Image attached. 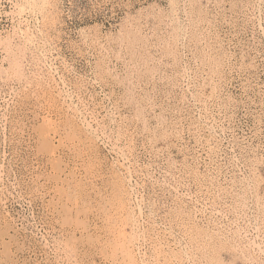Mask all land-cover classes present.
I'll list each match as a JSON object with an SVG mask.
<instances>
[{"label":"rangeland","instance_id":"obj_1","mask_svg":"<svg viewBox=\"0 0 264 264\" xmlns=\"http://www.w3.org/2000/svg\"><path fill=\"white\" fill-rule=\"evenodd\" d=\"M263 195L264 0H0L1 264H264Z\"/></svg>","mask_w":264,"mask_h":264},{"label":"bare ground","instance_id":"obj_2","mask_svg":"<svg viewBox=\"0 0 264 264\" xmlns=\"http://www.w3.org/2000/svg\"><path fill=\"white\" fill-rule=\"evenodd\" d=\"M190 2H191V1H190ZM196 4H197V3H196ZM194 6H195V5H194ZM197 6H198V5H197ZM190 7H191V6H190ZM194 9H195V8H194ZM198 10H199V9H198ZM200 10H201V9H200ZM193 14H194V13H193ZM186 16H187V15H186ZM200 16H202V15H200ZM197 17H198V16H197ZM170 18H171V17H170ZM195 18H196V17H194V19H195ZM198 18H200V17H198ZM202 20H203V18H202ZM173 21H174V20H173ZM191 21H192V20H191ZM197 21H200V24H201V18H200V20H197ZM197 23H199V22H197ZM203 23H204V22H203ZM169 24H170V23H169ZM178 25H179V24H178ZM201 26H202V25H201ZM176 27H177V26H176ZM189 27H190V26H189ZM193 27H194V26H193ZM195 27H196V26H195ZM198 27H199V26H198ZM179 29H180V28H179ZM195 29H197V28H195ZM201 29H202V28H201ZM197 30H198V29H197ZM176 31H178V29H177ZM176 31H175V32H176ZM192 31H193V29H192ZM198 31H199V30H198ZM198 31H197V32H198ZM206 31H207V30H206ZM188 32H189V31H188ZM185 33H186V32H185ZM193 33H194V35L196 34L195 32H193ZM177 34H178V33H177ZM196 35H197V34H196ZM196 35H195V36H196ZM199 35L201 36V34H199ZM28 36H29V35H28ZM176 36H177V35H176ZM205 36H206V35H205ZM128 37H129V36H128ZM178 37H179V36H178ZM197 37H198V36H197ZM197 37H195V39H196ZM201 37H203V36H201ZM31 38H32V36H31ZM176 38H177V37H176ZM176 38H175V39H176ZM33 39H34V38H33ZM39 39H40V38H39ZM197 39H198V38H197ZM197 39H196V40H197ZM200 39H201V38H199L198 40H200ZM213 39H214V38H213ZM126 40L128 41V38H127ZM176 40H178V39H176ZM129 41H130V40H129ZM131 41H132V40H131ZM136 41H137V40H136ZM205 41H206V40H205ZM208 41H209V39H208ZM214 41H215V44H218V43H216L218 40H217V41L214 40ZM198 42H200V41H198ZM26 43H27V42H26ZM26 43H25V44H26ZM121 43H122V42H121ZM132 43H135V42H132ZM177 43H178V42H177ZM195 43H197V42H195ZM195 43H194V44H195ZM206 43H207V42H206ZM206 43H205V44H206ZM213 43H214V42H213ZM28 44H29V43H28ZM135 44H136V43H135ZM135 44L132 45V46L136 47ZM198 44H199V43H198ZM207 44H208V43H207ZM207 44H206V45H207ZM122 45H123V44H122ZM203 45H204V44H203ZM219 45H220V44H219ZM33 46H34V45H33ZM37 46H38V44H37ZM126 46H127V45H126ZM195 46H196V45H195ZM209 46H210V45H209ZM211 46H212V44H211ZM211 46H210V47H211ZM220 46H221V45H220ZM220 46H219V47H220ZM128 47H129V46H128ZM134 47H132V48H134ZM196 47H197V46H196ZM203 47H205V45H204ZM212 47H213V46H212ZM219 47H217V48H219ZM221 47H222V46H221ZM132 48H130V49H132ZM177 48H178V46H177ZM194 48H195V47H194ZM197 48H198V47H197ZM217 48H216V49H217ZM104 49H105V48H104ZM169 49H170V48H169ZM201 49H202V47H201ZM212 49H213V48H212ZM212 49H210V50H212ZM214 49H215V48H214ZM125 50H126V49H125ZM132 50H133V49H132ZM132 50H131V51H132ZM134 50H135V48H134ZM170 50H171V49H170ZM203 50H206V49H203ZM129 51H130V50H129ZM138 51H139V50H138ZM140 51H141V50H140ZM216 51H217V50H216ZM132 52H133V51H132ZM171 52H172V51H171ZM173 52H174V51H173ZM199 52H200V51H199ZM199 52H198V54H199ZM206 52H207V51H206ZM206 52H205V53H206ZM210 52H211V51H210ZM221 52H222V49H221ZM106 53H107V52H106ZM143 53H144V52H143ZM146 53H147V51H146ZM207 53H208V52H207ZM214 53H215V52H214ZM217 53H218V52H217ZM45 54H46V53H45ZM137 54H138V52H137ZM147 54H148V53H147ZM135 55H136V53H135ZM135 55H133V56H135ZM142 55H143V54H142ZM195 55H196V54H195ZM212 55H214V54H212ZM225 55H226V54H225ZM42 56H43V55H42ZM129 56H130V55H129ZM131 56H132V55H131ZM175 56H176V55H175ZM197 56H198V55H197ZM204 56H205V54H204ZM218 56L220 57V55H218ZM222 56H223V55H222ZM11 57H12V56H11ZM199 57H202V56H199ZM207 57H208V56H207ZM216 57H217V56H216ZM150 58H151V57H150ZM195 58H196V57H195ZM205 58H206V57H205ZM208 58H209V57H208ZM211 58H212V56H211ZM30 59H31V57H30ZM132 59H133V57H132ZM134 59H135V58H134ZM134 59H133V60H134ZM145 59H147V57H145ZM203 59H204V57H203ZM223 59H224V58H223ZM26 60H27V59H26ZM105 60H106V59H105ZM125 60H126V59H125ZM205 60H207V58H206ZM208 60H209V59H208ZM39 61H40V60H39ZM142 61H143V60H142ZM202 61H203V60H201V59L199 60V62H202ZM223 61H224V60H223ZM223 61H222V62H223ZM43 62H44V61H43ZM43 62H40V63L43 64ZM129 62H130V60H129ZM133 62H134V61H133ZM135 62H136V61H135ZM135 62H134V63H135ZM144 62H145V61H144ZM211 62H212V61H211ZM213 62H214V61H213ZM224 62H225V61H224ZM14 63H15V61H14ZM125 63H126V62H125ZM127 63H128V62H127ZM141 63H142V62H141ZM207 63H208V62H207ZM220 63H221V61H220ZM137 64H138V63H137ZM143 64H144V63H143ZM17 65L20 66L18 63H17ZM133 65H134V64H133ZM202 65H203V64H202ZM223 65H224V64H223ZM128 66H129V65H128ZM134 66H135V65H134ZM210 66L212 67L211 63H210ZM210 66L208 65L209 69H210ZM24 67H25V65H24ZM105 67H106V66H105ZM202 67H203V66H202ZM202 67H201V68H202ZM217 67H218V66H217ZM217 67H216V68H217ZM220 67H221V66H220ZM109 68H110V67H109ZM109 68H108V69H109ZM214 68H215V67H214ZM106 69H107V68H106ZM108 69H107V70H108ZM129 69H130V68H129ZM187 69H188V68H187ZM204 69H205V68H204ZM209 69H208V70H209ZM212 69H213V68H212ZM218 69H219V68H218ZM218 69H217L216 71H218ZM111 70H112V69H111ZM206 70H207V69H206ZM208 70H207V71H208ZM210 70H211V69H210ZM214 70H215V69H214ZM220 70H221V69H220ZM212 71H213V70H212ZM220 72H221V71H220ZM185 74H186V73H185ZM206 74H207V73H206ZM213 74H214V73H213ZM218 74H219V72H218ZM218 74H217V75H218ZM111 75H112V74H111ZM215 75H216V74H215ZM217 75H216V76H217ZM112 76H113V75H112ZM207 77H208V74H207ZM211 77H212V75H211ZM219 77H220V76H219ZM219 77H218V78H219ZM185 78H186V77H185ZM208 78H210V77H208ZM208 78H207V80H208ZM216 78H217V77H216ZM188 79H189V78H188ZM219 79H220V78H219ZM207 80H206L205 82H207ZM210 80L212 81V80H213V77H212ZM214 80H215V79H214ZM211 81H210V82H211ZM216 81H217V80H216ZM190 82H191V81H190ZM126 83H127V82H126ZM215 83H216V82H215ZM215 83H214V85H216ZM128 84H129V83H128ZM203 84H205V83H203ZM209 84H211V83H209ZM218 84H219V83H218ZM47 85H48V84H47ZM126 85H127V84H126ZM211 85H212V84H211ZM128 86H129V85H128ZM50 87H51V86H50ZM126 87H127V86H126ZM187 87H188V86H187ZM200 87H201V86H200ZM217 87H218V86H216V88H217ZM203 88H204V87H203ZM213 88H214V86L212 87V89H213ZM129 89H130V88H129ZM187 89H188V88H187ZM127 90H128V89H127ZM213 91H214V89L212 90V92H213ZM216 91H217V90H216ZM130 94H131V93H130ZM211 95H214V94L211 93ZM206 96H207V95H206ZM200 97H201V96H200ZM212 97H213V96H212ZM201 98H202V97H201ZM204 99H206V98H204ZM203 101H204V100H203ZM203 101H202V102H203ZM135 103H136V102H135ZM203 103H205V102H203ZM151 104H152V103H151ZM194 104H195V103H194ZM152 106H153V105H152ZM205 106H206V105H205ZM206 107H208V106H206ZM151 108H152V107H151ZM77 109H78V108H77ZM147 109H148V108H147ZM79 110H80V109H79ZM138 110H139V109H138ZM205 110H206V108H205ZM141 112H143V111H141ZM76 113H77V112H76ZM206 113H207V112H206ZM147 114H148V113H147ZM149 114H150V113H149ZM80 115H81V114H80ZM138 115H139V112H138ZM199 116H200V115H199ZM135 117H136V116H135ZM141 117H142V115H141ZM206 117H207V116H206ZM85 118H86V117H85ZM137 118H138V117H137ZM77 119H78V118H77ZM147 119H148V117H147ZM149 119H150V118H149ZM149 119H148V120H149ZM160 119H161V118H160ZM78 120H80V119H78ZM83 120L85 121L86 119H83ZM139 120H140V119H138V121H139ZM143 120L145 121V119H143ZM162 120H163V118H162ZM81 121H82V120H81ZM140 121H141V120H140ZM140 121H139V122H140ZM160 121H161V120H160ZM160 121H158V122H160ZM206 121H207V119H206ZM76 122H77V120H76ZM139 122H138V123H139ZM196 122H197V121H196ZM208 122H209V121H208ZM77 123L79 124V122H77ZM145 123H149V122L146 121ZM155 123H156V122H155ZM161 123H162V122H161ZM206 123H207V122H206ZM206 123H205V124H206ZM80 124H81V123H80ZM82 124H83V123H82ZM86 124H87V123H85L84 126H85ZM89 124H90V123H89ZM89 124L86 125V128H88V126H90ZM141 124H144V123H141ZM65 125H66V124H65ZM73 125H74V124H73ZM145 125H148V124H145ZM76 126H77V125H76ZM79 126L82 127L81 125H78V127H79ZM84 126H83V127H84ZM148 126H149V125H148ZM156 126H158V125H156ZM195 126H196V125H195ZM206 126H207V124H206ZM206 126H205V129H207ZM161 127H162V126H161ZM196 127H197V126H196ZM199 127H200V126H199ZM202 127H203V126H202ZM208 127H209V126H208ZM90 128H91V126H90ZM90 128H89V129H90ZM142 128H145V127H142ZM157 128H158V127H157ZM157 128H156V129H157ZM197 128H198V127H197ZM197 128H196V129H197ZM203 128H204V127H203ZM203 128H202V129H203ZM80 129H81V128H80ZM91 129H92V128H91ZM91 129H90V130H91ZM145 129H146V128H145ZM147 129H148V128H147ZM150 129H151V128H150ZM196 129H195V130H196ZM200 129H201V128H200ZM205 129H204V130H205ZM81 130H82V129H81ZM81 130H80V131H81ZM152 130H153V129H152ZM198 130H199V129H198ZM207 130H209V129H207ZM84 131H86V130L84 129ZM84 131H81L80 133H82V132H84ZM91 131H92V130H91ZM91 131H88V132H91ZM153 131H154V130H153ZM158 131H159V128H158ZM164 131H165V129H164ZM200 131H201V130H200ZM214 131H215V130H214ZM75 132H77V131H75ZM208 132H209V131H208ZM48 133H49V132H48ZM55 133H56V132H55ZM77 133H78V132H77ZM197 133H199V131L196 132V134H197ZM49 134H50V133H49ZM86 134H87V133H86ZM118 134H120V133H118ZM152 134H153V133H152ZM176 134H177V133H176ZM178 134H179V132H178ZM212 134H213V133H212ZM51 135H52V134H51ZM55 135H56V134H55ZM79 135H80V134H79ZM164 135H165V134H164ZM118 136H119V135H118ZM121 136H122V135H121ZM151 136H152V135H151ZM153 136H154V135H153ZM174 136H175V135H174ZM202 136H203V134H202ZM54 137H55V136H54ZM82 137H83V136H82ZM195 137H196V136H195ZM118 138H119V137H118ZM118 138H117V139H118ZM153 138H154V137H153ZM201 138H202V137H201ZM154 139H155V138H154ZM218 139H219V138H218ZM52 140H53V139H52ZM149 140H150V139H149ZM202 140H203V139H202ZM204 140H205V139H204ZM129 141H130V140H129ZM150 142H151V141H150ZM116 143H117V142H116ZM207 144H208V143H207ZM117 145H118V144H117ZM117 145H116V146H117ZM117 147H118V146H117ZM212 148H213V147H212ZM118 149H119V147H118ZM131 149H132V148H131ZM131 149H130V150H131ZM154 149H155V148H154ZM119 150H120V149H119ZM123 150H125V149H123ZM132 150H133V149H132ZM80 151H81V150H80ZM123 152H124V151H123ZM124 153L126 154V152H124ZM124 153H123V154H124ZM130 153H131V152H130ZM125 154H124V155H125ZM209 154H210V153H209ZM127 155H128V154H127ZM125 157H126V155H125ZM127 157H128V156H127ZM129 158H130V157H129ZM123 159H124V158H123ZM127 160H128V159H127ZM123 161H124V160H123ZM123 161H121V162H123ZM125 161H126V160H125ZM129 162H130V161H129ZM119 163H120V162H119ZM123 164H124V163H123ZM127 164H128V163H127ZM132 164H133V163H132ZM120 165H121V163H120ZM128 166H129V165H127V167H128ZM169 166H170V165H169ZM186 166H187V165H186ZM232 166H233V165H232ZM114 167H115V166H114ZM238 167H239V166H238ZM252 167H253V166H252ZM115 168H116V167H115ZM117 168H118V167H117ZM122 168H123V167H122ZM122 168H120V169H122ZM249 168H250V167H249ZM131 169H132V168H131ZM144 169H145V168H144ZM128 170H129V169H128ZM114 171H115V170H114ZM65 172H66V171H65ZM90 172H91V171H90ZM116 172H117V171H116ZM129 172H131V171H129ZM121 173H122V172H121ZM132 173H133V172H132ZM124 174H125V173H124ZM129 174H130V173H129ZM173 174H174V173H173ZM255 174H256V173H255ZM92 175H93V174H92ZM92 175H91V176H92ZM122 175H123V174H122ZM122 175H120V176H122ZM234 175H235V174H234ZM237 175H238V174H237ZM253 175H254V174H253ZM123 176H124V175H123ZM172 176H173V175H172ZM125 177H126V176H125ZM254 177H255V176H254ZM66 178H67V176H66ZM129 178H132V176L129 177ZM129 178H128V179H129ZM198 178H200V177H198ZM91 179H92V178H91ZM113 179H114V178H113ZM117 179H118V177H117ZM126 179H127V178H126ZM128 179H127V180H128ZM200 179H201V178H200ZM235 179H236V178H235ZM251 179H252V178H251ZM227 180H228V179H227ZM227 180H226V181H227ZM83 181H84V180H83ZM118 181L120 182V180H118ZM128 181H129V180H128ZM201 181H202V180H201ZM206 181H207V180H206ZM213 181H215V180H213ZM223 181H224V180H223ZM249 181H250V180H249ZM253 181H254V180H253ZM84 182H85V181H84ZM92 182H93V180H92ZM119 182H118V183H119ZM123 182H124V181H123ZM130 182H131V181H130ZM143 182H144V181H143ZM251 182H252V180H251ZM75 183H76V182H75ZM121 183H122V181H121ZM126 183H127V182H126ZM228 183H229V182H228ZM231 183H232V182H231ZM245 183H246V182H245ZM57 184H58V183H57ZM199 184H200V183H199ZM225 184H226V183H225ZM115 185H116V184H115ZM118 185H119V184H118ZM210 185H211V184H210ZM239 185H240V184H239ZM248 185H249V184H248ZM130 186H131V185H130ZM130 186H129V187H130ZM213 186H214V185H213ZM216 186H217V185H216ZM117 187H118V186H117ZM132 187H133V186H131L130 188H132ZM202 187H203V186H202ZM233 187H235V186H233ZM68 188H69V187H68ZM119 188H120V187H119ZM134 188H135V187H134ZM211 188H212V187H211ZM237 188H238V186H237ZM257 188H258V186H257ZM89 189H90V188H89ZM93 189H94V188H93ZM93 189H92V191H93ZM217 189H218V188H217ZM222 189H223V188H222ZM226 189H227V188H226ZM252 189H253V188H252ZM73 190H74V189H73ZM75 190H76V189H75ZM215 190H216V189H215ZM231 190H232V189H231ZM235 190L237 191V189H235ZM257 190H258V189H257ZM95 191H96V190H95ZM111 191L113 192V190H111ZM130 191H131V190H130ZM228 191H229V190H228ZM232 191H233V190H232ZM112 192H111V193H112ZM135 192H136V191H135ZM210 192H211V191H210ZM246 192L248 193V191H246ZM76 193H77V192H76ZM130 193H131V192H130ZM212 193H213V192H212ZM227 193H228V192H227ZM227 193H226V194H227ZM239 193H240V192H239ZM256 193H257V192H256ZM134 194H136V193H134ZM204 194H205V193H204ZM236 194H237V193H236ZM245 194H246V193H245ZM213 195H214V194H213ZM215 195H216V194H215ZM220 195H221V194H220ZM220 195H219V196H220ZM251 195H253V193H252ZM251 195H250V196H251ZM259 195H260V194H259ZM120 196H121V195H120ZM183 196H184V195H183ZM207 196H208V195H207ZM222 196H223V195H222ZM225 196H226V195H225ZM243 196H244V195H243ZM248 196H249V195H248ZM248 196H247V197H248ZM263 196H264V195H263ZM117 197H119V196H117ZM131 197H132V195H131ZM135 197H136V195H135ZM213 197H214V196H213ZM220 197H221V196H220ZM233 197H234V196H233ZM245 197H246V196H245ZM245 197H244V198H245ZM247 197H246V198H247ZM114 198H115V196H114ZM124 198H125V197H124ZM126 198H127V197H126ZM235 198H236V197H235ZM237 198H238V197H237ZM242 198H243V197H242ZM248 198H250V197H248ZM76 199H77V198H76ZM117 199H118V198H117ZM135 199H136V198H135ZM197 199H198V198H197ZM226 199H228V197H226ZM258 199H259V198H258ZM90 200H91V199H90ZM119 200H120V199H119ZM132 200H133V199H131V201H132ZM244 200H245V199H244ZM251 200H252V199H251ZM259 200H260V199H259ZM96 201H97V200H96ZM140 201H141V200H140ZM214 201H215V199H214ZM216 201H217V200H216ZM235 201H237V200H235ZM246 201H247V200H246ZM237 202H238V201H237ZM243 202H244V201H243ZM251 202H252V201H251ZM263 202H264V201H263ZM123 203H124V202H123ZM219 203H221V202H219ZM229 203H230V202H228V204H229ZM241 203H242V202H241ZM91 204H92V203H91ZM138 204H139V202H138ZM188 204H189V203H188ZM201 204H202V203H201ZM228 204H227V205H228ZM238 204H239V203H238ZM245 204H246V203H245ZM130 205H131V204H130ZM198 205H199V204H198ZM224 205H225V204H224ZM251 205H252V204H251ZM263 205H264V204H263ZM125 206H126V205H125ZM128 206H129V205H128ZM185 206H186V205H185ZM205 206H206V205H205ZM213 206H214V204H213ZM215 206H216V205H215ZM252 206H253V205H252ZM257 206H258V205H257ZM119 207H120V206H119ZM134 207H135V206H134ZM176 207H177V206H176ZM180 207H181V206H180ZM210 207H211V206H210ZM227 207H228V206H227ZM229 207H231V206H229ZM123 208H125V207H123ZM132 208H133V207H132ZM138 208H139V207H138ZM203 208H204V207H203ZM205 208H206V207H205ZM205 208H204V209H205ZM215 208H217V207H215ZM221 208H222V207H221ZM223 208H225V207L223 206ZM232 208H233V207H232ZM234 208H235V207H234ZM247 208H248V207H247ZM127 209H128V208H127ZM129 209H131V207H129ZM200 209H202V208H200ZM206 209H207V208H206ZM235 209H236V208H235ZM254 209H255V208H254ZM259 209H261V208H259ZM139 210H140V209H139ZM195 210H196V209H195ZM202 210H203V209H202ZM209 210H210V209H209ZM247 210H248V209H247ZM249 210H250V209H249ZM261 210H262V209H261ZM133 211H134V210H133ZM136 211H137V210H136ZM140 211H141V210H140ZM225 211H226V210H225ZM230 211H231V210H230ZM243 211H244V210H243ZM182 212H184V210H183ZM201 212H202V211H201ZM213 212H214V211H213ZM213 212H212V213H213ZM216 212L219 213V210H218V211L216 210ZM223 212H224V211H223ZM232 212H233V211H232ZM235 212H236V210H235ZM235 212H234V213H235ZM140 213H141V212H140ZM180 213H181V212H180ZM184 213H185V212H184ZM195 213H196V212H195ZM195 213H194V214H195ZM214 213H215V212H214ZM238 213H239V212H238ZM253 213H254V212H253ZM130 214H131V213H130ZM207 214H208V213H207ZM220 214H221V213H220ZM223 214H224V213H223ZM239 214H240V213H239ZM239 214H238V215H239ZM251 214H252V213H251ZM133 215H134V214H133ZM133 215H132V216H133ZM182 215H183V214H182ZM186 215H188V214H186ZM196 215H197V214H196ZM200 215H201V214H200ZM210 215H211V214H210ZM226 215H227V214H226ZM126 216H127V215H126ZM135 216H136V215H135ZM135 216H134V218H135ZM179 216H180V215H179ZM201 216H202V215H201ZM241 216H242V215H241ZM128 217H129V216H128ZM184 217H185V216H184ZM211 217H212V216H211ZM238 217H239V216H238ZM249 217H250V216H249ZM263 217H264V216H263ZM129 218H130V217H129ZM141 218H142V217H141ZM200 218H201V217H200ZM213 218H214V217H213ZM130 219H131V218H130ZM138 219H139V218H138ZM209 219H211V218H209ZM238 219H239V218H238ZM132 220H133V219H132ZM167 220H168V219H167ZM190 220H191V219H190ZM235 220H236V219H235ZM235 220H234V222H235ZM249 220H250V219H249ZM251 220H252V219H251ZM257 220H258V219H257ZM262 220H263V219H262ZM113 221H114V220H113ZM242 221L244 222V220H242ZM254 221H255V220H254ZM132 222H133V221H132ZM140 222H141V221H140ZM142 222H143V221H142ZM142 222H141V223H142ZM189 222H190V221H189ZM214 222H216V220H215ZM217 222H218V221H217ZM245 222H246V221H245ZM245 222H244V223H245ZM112 223H113V222H112ZM135 223H136V222H135ZM153 223H154V222H153ZM153 223H152V225H153ZM175 223H177V222H175ZM205 223H206V222H205ZM211 223H212V222H211ZM211 223H210V224H211ZM229 223H230V222H229ZM235 223H236V222H235ZM257 223H258V221H257ZM149 224H150V223H149ZM191 224H192V223H191ZM220 224H221V223H220ZM224 224H225V222H224ZM232 224L234 225V223H232ZM232 224H231V225H232ZM253 224H254V223H253ZM259 224H260V223H259ZM132 225H133V223H132ZM138 225H139V224H138ZM152 225H151V226H152ZM162 225H163V224H162ZM177 225H178V224H177ZM240 225H241V224H240ZM245 225H246V223H245ZM250 225H251V223H250ZM86 226H87V225H86ZM115 226H116V225H115ZM133 226H134V225H133ZM208 226H209V224H208ZM212 226H213V225H212ZM228 226H230V225H228ZM125 227H126V226H125ZM134 227H135V226H134ZM138 227H139V226H138ZM138 227L136 226V229H137ZM186 227H187V226H186ZM189 227H190V226H189ZM195 227H197V226H195ZM237 227H238V226H237ZM242 227H243V225H242ZM242 227H241V228H242ZM255 227H256V224H255ZM131 228H132V227H131ZM142 228H144L143 225H142ZM181 228H183V227H181ZM220 228H221V227H220ZM229 228H230V227H229ZM234 228H235V227H234ZM239 228H240V227H239ZM248 228H249V227H248ZM256 228H257V227H256ZM113 229H114V228H113ZM125 229H126V228H125ZM132 229H133V228H132ZM134 229H135V228H134ZM138 229H139V228H138ZM156 229H157V228H156ZM183 229H184V228H183ZM211 229H212V228H211ZM218 229H219V227H218ZM224 229H225V228H224ZM235 229H236V228H235ZM235 229H234V230H235ZM244 229H245V227H244ZM258 229H259V228H258ZM260 229H261V228H260ZM115 230H116V229H115ZM118 230H119V229H118ZM144 230H145V229H144ZM158 230H159V229H158ZM167 230H169V229H167ZM181 230H182V229H181ZM219 230H220V229H219ZM229 230H230V229H229ZM247 230H248V229H247ZM255 230H256V229H254V231H255ZM138 231H140V230H138ZM153 231H154V230H153ZM155 231H156V230H155ZM184 231H185V230H184ZM184 231H183V233H184ZM202 231H203V230H202ZM224 231H225V230H224ZM232 231H233V230H232ZM236 231H237V230H236ZM236 231H235V232H236ZM241 231H243V230H241ZM241 231H240V232H241ZM254 231H253V232H254ZM120 232H121V233H124V232H122V230H121ZM132 232H133V230H132ZM171 232H172V231H171ZM219 232H222V230L219 231ZM258 232H259V231H258ZM127 233H128V232H127ZM133 233H134V232H133ZM142 233H143V231H142ZM187 233H188V232H187ZM189 233H190V232H189ZM229 233H230V232H229ZM245 233H246V232H245ZM249 233H250V232H249ZM2 234H3V233H2ZM139 234H140V233H139ZM148 234H149V233H148ZM162 234H163V233H162ZM217 234H218V231H217ZM219 234H220V233H219ZM219 234H218V235H219ZM221 234H222V233H221ZM221 234H220V235H221ZM231 234H232V233H231ZM234 234H236V233H234ZM247 234H248V233H247ZM117 235H119V234H117ZM123 235H124V234H123ZM173 235H175V234H173ZM187 235H190V234H187ZM194 235H195V234H194ZM199 235H200V233H199ZM202 235H203V234H202ZM214 235H215V234H214ZM243 235H244V234H243ZM124 236H125V235H124ZM152 236H153V235H152ZM207 236H208V235H207ZM223 236H224V235H223ZM239 236H242V235H239ZM251 236H252V235H251ZM257 236H258V235H256V237H257ZM110 237H111V236H110ZM134 237H136V236H134ZM139 237H141V236H139ZM156 237H157V235H156ZM162 237H163V236H162ZM185 237H186V235H185ZM190 237H191V236H190ZM221 237H222V236H221ZM224 237H225V236H224ZM114 238H115V237H114ZM157 238H158V237H157ZM177 238H178V237H177ZM219 238H220V237H219ZM227 238H228V237H227ZM227 238H226V239H227ZM235 238H236V237H235ZM257 238H258V237H257ZM261 238H262V236H261ZM125 239H126V238H125ZM133 239H134V238H133ZM137 239H138V238H137ZM137 239H136V240H137ZM143 239H145V237H144ZM165 239H166V238H165ZM183 239H184V238H183ZM198 239H199V238H198ZM205 239H206V238H205ZM232 239H233V237H232ZM232 239H230V240H232ZM240 239H241V238H240ZM262 239H263V238H262ZM122 240H123V239H122ZM139 240H140V239H139ZM170 240H174V239H170ZM189 240H190V239H189ZM210 240H211V239H210ZM216 240H218V239H216ZM244 240H245V239H244ZM252 240H253V239H252ZM118 241H119V240H118ZM147 241H148V240H147ZM164 241H165V240H164ZM175 241H178V240L175 239ZM218 241H219V240H218ZM221 241H222V240H221ZM112 242H113V241H112ZM116 242H117V241H116ZM124 242H125V241H124ZM133 242H134V241H133ZM144 242H145V240H143V243H144ZM160 242H161V241H160ZM188 242H189V241H188ZM234 242H235V241H234ZM236 242H238V241H236ZM243 242H244V241H243ZM252 242H253V241H252ZM252 242H251V243H252ZM165 243H167V242H165ZM169 243H170V242H169ZM179 243H180V242H179ZM220 243H222V242H220ZM230 243H231V242H230ZM232 243H233V242H232ZM246 243H247V242H246ZM248 243H249V242H248ZM259 243H260V242H259ZM129 244H130V243H129ZM136 244H137V243H136ZM146 244H147V243H146ZM163 244H164V243H163ZM167 244H168V243H167ZM176 244H177V243H176ZM176 244H175V245H176ZM183 244H184V243H183ZM203 244H204V243H203ZM211 244H212V243H211ZM237 244H238V243H237ZM255 244H256V243H255ZM263 244H264V242H263ZM117 245H118V244H117ZM137 245H138V244H137ZM137 245H136V246H137ZM141 245H142V243H141ZM143 245H144V244H143ZM155 245H156V244H155ZM159 245H160V244H159ZM159 245H158V246H159ZM165 245H166V244H165ZM165 245H164V246H165ZM187 245H188V244H187ZM238 245H239V244H238ZM243 245H245V244H243ZM243 245H242V246H243ZM249 245H250V244H249ZM249 245H248V246H249ZM115 246H116V245H115ZM150 246H151V245H150ZM160 246H161V245H160ZM162 246H163V245H162ZM164 246H163V248H164ZM170 246H172V245H170ZM178 246H179V245H178ZM181 246H182V245H181ZM188 246H190V245H188ZM216 246H217V245H216ZM218 246H219V244H218ZM224 246H225V245H224ZM224 246H223V247H224ZM231 246H232V245H231ZM117 247H118V246H117ZM201 247H202V246H201ZM223 247H222V248H223ZM228 247H230V246H228ZM228 247H227V248H228ZM245 247H246V246H245ZM137 248H138V246H137ZM139 248H140V247H139ZM155 248H156V247H155ZM160 248H161V247H160ZM166 248H167V247H166ZM166 248H165V249H166ZM176 248H177V246H176ZM188 248H189V247H188ZM246 248H247V247H246ZM251 248H252V246H251ZM256 248H257V247H256ZM122 249H123V248H122ZM169 249H170V247H169ZM224 249H225V248H224ZM243 249H244V248H243ZM252 249H254V248H252ZM259 249H260V248H259ZM262 249H263V248H262ZM138 250H139V249H138ZM141 250H142V249H141ZM151 250H152V249H151ZM158 250H159V249H158ZM176 250H177V249H176ZM182 250H184V248H183ZM192 250H193V249H192ZM220 250H221V249H220ZM237 250H238V249H237ZM249 250H250V249H249ZM8 251H9V250H8ZM113 251H115V250H113ZM116 251H118V250H116ZM142 251H143V250H142ZM165 251H166V250H165ZM232 251H234V248L232 249ZM258 251H259V250H258ZM262 251H264V250H261V252H262ZM138 252H139V251H138ZM172 252H174V250H173ZM183 252H184V251H183ZM185 252H186V251H185ZM219 252H220V251H219ZM228 252H229V251H228ZM239 252H240V251H239ZM247 252H248V250L246 251V255H248ZM256 252H257V251H256ZM261 252H260V253H261ZM69 253H70V252H69ZM113 253H115V252H113ZM118 253H119V252H118ZM121 253H122V252H121ZM123 253H124V250H123ZM123 253H122V254H123ZM146 253H147V252H146ZM220 253H221V252H220ZM231 253H232V252H231ZM242 253H243V252H242ZM153 254H154V250H153ZM170 254H171V253H170ZM188 254H189V253H188ZM188 254H187V255H188ZM199 254H200V253H199ZM207 254H208V253H207ZM218 254H219V253H218ZM233 254H234V253H233ZM236 254H237V253H236ZM238 254H240V253H238ZM253 254H254V253H253ZM115 255H116V253H115ZM117 255H118V254H117ZM138 255H139V254H138ZM138 255H137V256H138ZM157 255H158V254H157ZM197 255H198V254H197ZM231 255H232V254H231ZM243 255H244V254H243ZM250 255H251V254H250ZM151 256H152V255H151ZM158 256H159V255H158ZM173 256H174V255H173ZM173 256H172V257H173ZM181 256H182V255H181ZM188 256H189V255H188ZM194 256H195V254H194ZM215 256H216V255H215ZM219 256H220V255H219ZM233 256H234V255H233ZM254 256H255V255H254ZM113 257H114V254H113ZM134 257H135V256H134ZM140 257H141V256H140ZM142 257H144V254H143V253H142ZM155 257L157 258V256H155ZM161 257H162V256H161ZM163 257H164V255H163ZM170 257H171V255H170ZM190 257H191V256H190ZM199 257H201V256H199ZM204 257H205V256H204ZM220 257H221V256H220ZM220 257H219V258H220ZM248 257H249V256H248ZM260 257H261V255H260ZM111 258H112V257H111ZM114 258H115V257H114ZM135 258H136V257H135ZM138 258H139V257H138ZM164 258H165V257H164ZM176 258H177V257H176ZM185 258H186V257H185ZM195 258H196V257H195ZM201 258H202V257H201ZM232 258H233V257H232ZM121 259H122V258H121ZM127 259H128V258H127ZM127 259H126V260H127ZM130 259H131V257H130ZM140 259H141V258H140ZM144 259H145V258H144ZM161 259H162V258H161ZM167 259H168V258H167ZM180 259H182V258H180ZM192 259H193V258H191V261H192ZM220 259H221V258H220ZM230 259H231V258H230ZM242 259H243V258H242ZM256 259H257V258H256ZM258 259H259V258H258ZM260 259H261V258H260ZM67 260H68V259H67ZM67 260H66V261H67ZM75 260H76V259H75ZM150 260H151V259H150ZM156 260H157V259H156ZM231 260H232V259H231ZM243 260H244V259H243ZM249 260H250V259H249ZM69 261H70V260H69ZM113 261H114V260H113ZM136 261H137V260H136ZM140 261H141V260H140ZM145 261H146V259H145ZM153 261H154V260H153ZM153 261H152V264H153ZM157 261H158V260H157ZM157 261H156V262H157ZM159 261H160V260H159ZM168 261H169V260H168ZM236 261H237V260H236ZM255 261H256V260H255ZM114 262H115V261H114ZM142 262H143V261H142ZM150 262H151V261H150ZM154 262H155V261H154ZM161 262H162V261H161ZM164 262H165V261H164ZM164 262H163V263H164ZM189 262H190V261H189ZM193 262H194V261H193ZM216 262H218V260H217ZM229 262H230V261H229ZM256 262H258V261H256ZM77 263H78V262H77ZM112 263H113V262H112ZM129 263H130V262H129ZM131 263H132V261H131ZM143 263H144V262H143ZM143 263H142V264H143ZM159 263H160V262H159ZM167 263H168V262H167ZM167 263H166V264H167ZM173 263H174V262H173ZM184 263H186V262H184ZM198 263H199V262H198ZM208 263H209V262H208ZM208 263H207V264H208ZM251 263H252V262H251ZM263 263H264V262H263ZM0 264H1V263H0ZM125 264H126V263H125ZM168 264H171V263H168ZM176 264H177V263H176ZM210 264H211V263H210ZM213 264H214V263H213ZM246 264H247V260H246ZM249 264H250V263H249Z\"/></svg>","mask_w":264,"mask_h":264}]
</instances>
